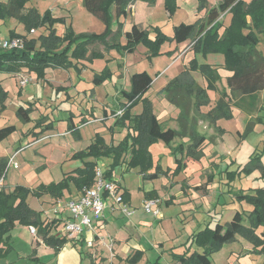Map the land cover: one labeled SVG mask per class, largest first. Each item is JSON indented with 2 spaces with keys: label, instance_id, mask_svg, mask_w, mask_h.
I'll list each match as a JSON object with an SVG mask.
<instances>
[{
  "label": "crops",
  "instance_id": "obj_1",
  "mask_svg": "<svg viewBox=\"0 0 264 264\" xmlns=\"http://www.w3.org/2000/svg\"><path fill=\"white\" fill-rule=\"evenodd\" d=\"M71 1H74L72 3L73 5L75 3L79 5L80 9L81 5L83 6V9H85L83 12L89 16L87 18L91 25L88 26L87 24H82L78 30L74 28L73 21H71L72 19L70 17L73 9L71 4L61 6V9L63 10V15L61 16H57L56 11L48 8L51 10L53 16L63 17L66 20L64 24L66 29L70 26L76 34H99L105 30L106 26L104 22L85 8L83 0H81V5L80 0ZM150 1L152 0H133L127 7V15L122 16L119 19L114 14V5L110 6V13L113 14L111 28L113 32L120 31L117 42L121 45L127 43L125 32L130 30L133 24L138 25L142 29L148 30L151 39L156 38L158 31L172 37L175 26H178L181 23L193 24L197 21H202L207 15L208 9L216 6L220 0H208V6L200 11L198 10V0H176L177 8L172 15L166 9V0ZM158 13H160V16H158ZM230 20L231 13L223 15L225 26L230 23ZM120 22L122 24L121 28H119ZM12 30L18 31V29H9V35L0 36L10 37V32ZM222 30L223 29H221V31ZM65 31H57V34L63 35ZM47 33L48 31L45 34ZM24 34L27 35L28 39H38L35 34H30V32ZM193 43L194 41L191 38L179 43L171 40L165 41L161 46L160 54L150 58L148 47L143 43L137 44L133 51H122L117 47L107 48L104 43L97 41L89 45L87 57L92 51L99 52L101 56L92 59H82L77 62L76 66H71L69 68L47 67L45 69V79H38L36 72L30 71L27 68H23L18 73L0 72V86L8 95L5 101L6 109L2 110L0 104V114H3L8 110L11 96L18 98L20 103L19 106H26L27 103L33 104L34 110L31 113L33 121L28 123V126L26 125V141L31 139L29 144L38 142L43 143V145H52L50 142L52 139L61 137V140L58 142L60 143L63 141L62 137L70 138L71 135L76 140L81 141L85 135L84 130L87 129V126H91L89 128L91 141L82 149L74 151L73 149L67 150L64 149L62 144L57 143L53 146L50 156L48 157L41 151H35L36 153L38 152L37 156L32 154L33 158H45L41 159V168L45 169L41 171L39 177L44 176L45 178L50 179L52 178L51 176L54 167L59 165L61 159L55 161V165L51 166V160L49 158H65L61 163L62 167L66 161L69 162L68 165L72 167H70L68 171L63 172L62 178H64L65 174L71 173L76 168L84 167L85 161L74 159L73 155L86 149L94 141L97 134H100L103 137L107 145L112 146L119 144L129 132L133 133L132 128L128 127V120L126 121L128 125L126 124L125 126L116 125L115 122L119 115H121L119 112L127 102L123 96V91H130L132 86L131 76L134 73L146 71L151 75L153 79L152 84L143 95V98L151 101L153 112L164 128H174L177 130L180 129L178 117L181 113V108L173 103L168 98L167 92L164 91V88L168 83L176 79L182 72L190 71L199 86L207 89L208 80L206 77L200 72V70L192 69V61L194 59H196L199 64H210L218 70L221 76L216 84L217 89H207V94L210 99L209 102L202 104L199 108V112L192 111V115L196 116L198 119L196 124L198 131L205 136V140L202 144L203 154L200 157L191 155L185 156L174 148L181 143H186L187 145L192 143L190 136L191 129H189L188 134L176 138L172 142L171 147L167 146L163 141H158L150 146L154 163L156 165L160 164L163 170H168L167 174H160L156 178L157 180L144 179L138 167L132 169L137 170L140 174L141 185H139L138 191L141 192V206H143L146 200L156 201L153 208L159 210L157 215L152 212H147L142 208L141 212L138 210L133 212L132 215L126 216L121 209L115 206L112 199L107 198L104 216L94 219L93 229L89 231L86 230L79 236H75V238H70L60 231L63 222L70 217V214L65 208H60L59 212H56L55 208L65 200L79 197L84 191L79 190L74 183H71L70 187L65 189L64 195L61 198L55 199L47 194L39 198L36 197L39 200V204L37 208L33 207L41 212L42 218L45 222L49 223L56 220L57 223L53 226L51 232L57 237L67 238L68 241L65 245L56 252L51 246L44 243L42 237L38 233L37 226H35L37 228V234L35 235L30 230L31 225L17 223L11 232L13 249L8 256L9 258L12 253H15L16 259L12 261L7 260L8 258L0 259V264L1 260H7V262L3 264H150V262H155L158 259V264H160L163 258L165 259L164 264H175L176 260L173 258V254H180L187 250L191 245V235L206 226L200 227V225L198 226L195 225V223H191L196 218L199 206L206 204L208 210H213L214 207H216V209H221L220 212L217 213H220L219 216H222V211H224L226 206L237 201L234 193L227 191L228 185L225 183L227 180L224 179V173H219L220 171H223L221 166L222 162L209 161L202 165L201 162L196 160V158H202L201 160L203 161L209 157L227 158L224 152L222 153L219 151V148H227V146H230L232 155L242 143V141L239 140L240 131L238 129L223 125V123L232 121L235 116L229 120L225 118L218 119L214 124L210 123V121L204 117L215 107L218 99L221 97V91L224 88L226 89L227 77L231 75V72L224 68L223 54H196L193 49ZM39 45L40 41L38 40L37 46ZM139 52L141 55L138 54ZM135 54H138L139 56L135 57ZM212 58L214 59L212 60ZM131 67V72L128 73ZM51 68H62L67 70L64 73L62 72L63 76L62 79L58 80L59 83H54V81L51 80V78L56 77L57 73L53 72L49 75ZM106 68L110 70L112 74L111 77L104 82L97 84L95 81L96 76L101 74ZM25 70L30 72L31 76L34 78V82H31L30 85L21 89L18 86L19 81H17V76ZM10 80L16 84L14 95H11L9 87L7 86V82ZM52 89H54V92H52ZM226 90L229 92L228 89ZM38 98L44 100L48 99L51 104V107H49L46 112L41 114L38 118L45 116L47 121L43 124L46 125L53 121L54 125L50 129H42L41 127L36 128L34 129L35 133H33L32 127L35 120L38 119L36 116L37 108L39 106L36 102ZM41 101L43 102V100ZM18 107L16 106L14 109L17 110ZM142 111V101L130 109L132 115H139ZM233 111L234 115L238 112L239 114H243V116H248L249 119L253 117L252 114H247L236 106L233 107ZM71 123L73 124L74 129H72V126L70 125ZM58 124L60 125L58 126ZM90 129H92L91 133ZM30 135L31 137H28ZM20 143L21 141L17 142V145H14L12 150L7 151L8 149H6V151L0 155V158L5 157L8 161L10 158H14V160L18 162L16 158L25 149L24 144L21 146ZM66 143L64 145H66ZM22 147L24 149L20 150ZM213 153H216V155H213ZM236 155H238V151L235 153L234 158H237ZM181 157H183L185 166L182 171L175 174L174 171L177 167L176 158ZM112 162L111 157H100L96 161V168L101 167L106 172L110 168ZM233 166L234 165L232 164L231 168H233ZM19 167L20 165L18 162V168ZM209 167L214 168L206 175L203 184L193 182V180L195 181L196 178L203 174L202 171L204 169ZM10 169L11 167H8L7 162L3 176L4 178L7 176ZM31 169L29 168V172ZM120 171H122V173L128 171L125 161L114 169L113 178L114 180L120 181L123 192L125 191L129 193V200L125 202L134 210L137 207H135L134 204V190L120 180ZM152 171H154V169ZM53 175L55 174L53 173ZM211 178H213V181L209 182L208 180ZM218 179L220 180L219 185L213 189L214 184ZM169 180H172V183L177 182L175 185L171 183L173 187H175V190L177 187L179 188L177 191L174 189L171 190L169 197L164 198L166 192L164 191L163 186L168 183L167 181ZM53 181L57 182L53 179L44 183L49 184ZM4 184L6 185L5 188L7 190H12L16 185H21H10L9 182L3 180L1 187H4ZM199 185L202 186L200 189H203L205 194H199L200 189H196ZM234 189L246 190L245 187L236 189V185L234 186ZM250 189H253V187L247 188V190ZM148 193L152 196L149 199L146 197V194ZM207 197H210L211 201H207ZM214 197H216L215 204ZM141 206L139 208H141ZM165 207L172 209L169 216H166L164 213L166 209ZM251 209L246 210L249 212ZM241 211H244V207ZM137 212L142 215L143 220H141V217ZM198 216L201 218L203 215ZM168 218L170 220H168ZM185 221H187L186 224H184ZM155 224H157L160 229H163V231L159 230L162 231L164 236L160 237L161 239L155 238L149 243L143 233L148 234L151 229L155 231ZM188 224H191V227L195 229L192 231L188 229L184 232ZM15 232H19V235H13ZM24 233L28 234V241L23 240L24 235L21 234ZM166 234L169 235L167 236ZM240 237L241 236L238 235L236 241H239ZM243 239L246 240L245 238ZM246 241L249 244L242 242L241 248H244L246 251H243L241 254H244V252H251L253 249V244L248 240ZM17 244L21 245L18 246ZM109 245L114 248V251L112 248L109 250L107 249L109 248ZM191 249H198V247L192 245ZM231 251V256L236 253L234 249ZM137 252H142L141 257L135 263H131L129 260L133 258ZM35 258L38 259L35 260Z\"/></svg>",
  "mask_w": 264,
  "mask_h": 264
},
{
  "label": "trees",
  "instance_id": "obj_2",
  "mask_svg": "<svg viewBox=\"0 0 264 264\" xmlns=\"http://www.w3.org/2000/svg\"><path fill=\"white\" fill-rule=\"evenodd\" d=\"M133 0H83L85 8L97 16L105 24L102 33H78L76 34L69 26L63 35L57 34L54 27L57 20L65 23L63 17L53 16L50 9L40 13L35 7L27 8L28 0H0V19L6 20L16 18L26 24L27 33L36 29V25H47V34H41L38 39H28L27 35L19 34L12 30L10 37H21L24 39L23 49L0 50V72L18 73L23 68L34 71L38 79H45L47 67L69 68L76 66L77 62L86 58L101 56L99 52L92 51L87 57L88 47L91 43L100 41L107 48L117 47L122 51H133L134 47L143 43L148 47L149 57L160 54V49L165 41L183 42L189 38L193 39L194 52L208 55L220 53L224 55V68L231 72L227 77V87L221 91L215 107L204 117L210 123L218 119H230L233 117L232 106H236L247 112L255 109L259 100V93L264 91V52L258 48L260 38L258 33L264 32V0H220L218 4L209 8L207 15L202 21L193 24L181 23L174 27L172 37L158 31L155 39H151L149 31L133 24L131 29L125 32L127 43L121 45L117 42L120 31L113 32L111 23L113 14L110 13V6L114 5V14L119 19L127 15V7ZM152 0L150 2H154ZM198 10L208 6V0H198ZM166 9L172 15L177 8L176 0H166ZM231 13L230 23L225 26L223 15ZM122 27L121 22L119 28ZM221 29H223L221 31ZM38 40L40 45L37 46ZM76 61V62H75ZM192 69L200 72L208 80L207 89H217L216 84L221 76L218 70L210 64H199L196 59L192 61ZM108 68L97 75V84L104 82L111 77ZM151 75L146 72H136L131 76L130 91H123L126 103L122 107V114L119 115L115 124L128 127L133 133H128L117 145L109 146L105 143L100 134L96 135L94 141L84 150L73 155L74 159L84 162V167L76 168L71 173L65 174L60 181H53L49 184H40L36 188H28L23 185H16L12 190L0 187V259H7L13 249L11 232L19 224L34 225L38 227V233L45 244L51 246L56 252L59 251L67 238L57 237L51 231L57 223L53 220L49 223L42 218L41 212L34 209L28 203V197H42L49 195L58 199L64 195L65 189L74 183L79 190H84L93 185L95 181L96 161L100 157H111L112 163L106 171L107 179H114V169L126 163L127 169L138 167L144 179H156L160 174H167L160 164H155L150 146L158 141H163L171 147L172 142L179 136H185L190 130L192 143L187 145L181 143L174 147L185 156L200 157L203 154L202 144L205 136L196 127L197 117L192 111L199 112L200 106L209 102L207 89L202 88L196 82L190 71L182 72L176 79L168 83L164 88L168 98L181 108L178 117L180 129L164 128L153 112L150 100L143 98V95L152 84ZM175 92V95H174ZM7 92L0 86L1 109H6L5 101ZM143 102V111L139 115H132L130 109L139 102ZM34 110L32 103L26 106H19L16 116L20 121L27 124L32 122L31 113ZM47 121L41 116L32 127L50 129L53 121L44 125ZM264 123V121H261ZM74 129L73 124H70ZM264 125V124H263ZM17 130L16 125L10 124L0 128V140L6 139ZM131 140V142H130ZM91 157V158H90ZM127 158V159H126ZM89 159V160H86ZM8 159L0 158V180L4 178V171ZM177 167L175 174L182 171L185 164L183 157L176 158ZM232 166V165H231ZM228 165L222 172L228 186V192L234 193L237 201H246L252 205V209L246 215L244 211H236L232 220L226 223L218 222L211 226L207 224L204 228L194 232L191 237V245L182 253L173 254L175 264H212V255L220 251L225 244L236 240L241 236L253 244V253L264 255V187L253 188L246 192L244 189L235 190L236 182L247 171L260 169L264 177V163L262 156L256 154L251 158L245 167L238 166L232 169ZM154 169V171H152ZM213 181V178L208 180ZM202 186L196 187L199 190ZM124 200H129V193L123 192ZM151 198V194H146ZM192 245L201 248L191 249ZM142 252L131 258L129 261L135 263L141 257ZM38 258H35L37 260ZM159 259L150 264H158Z\"/></svg>",
  "mask_w": 264,
  "mask_h": 264
},
{
  "label": "rangeland",
  "instance_id": "obj_3",
  "mask_svg": "<svg viewBox=\"0 0 264 264\" xmlns=\"http://www.w3.org/2000/svg\"><path fill=\"white\" fill-rule=\"evenodd\" d=\"M71 0H28V3L26 4L27 8L30 7H35L39 12L44 13L45 10H47L48 8L53 9L54 11H56V15L57 16H61L63 15L62 13V9L61 6L63 5H69L71 4L73 6L72 9V13L70 15L71 17V21H73V25L74 28L76 30L79 29L80 25L82 24H87L88 26L91 25V23L88 21L89 17L86 13L83 12V10L85 11V9H83V6L81 5V0H80V5H81V9L79 7V5H77L76 3L73 5L72 3L74 1ZM77 1V0H76ZM75 1V2H76ZM158 16H160V13H158ZM56 17V16H55ZM163 23V22H162ZM65 23L57 20L55 22V29L57 31L63 32L66 30V26L64 25ZM164 25V24H163ZM26 24L24 22L19 21L16 18H10L8 20H2L0 19V35H9V29H18V31H16L19 34H24L27 32L26 29ZM36 28L38 31H36L35 36H37L39 38V36L41 34H45L48 30H47V25L45 26H38L36 25ZM258 36L260 38V43L258 45V48L260 50H262L264 52V32L263 33H258ZM139 55H141V53H138ZM135 54V57H138L139 55ZM131 58V57H129ZM210 59V58H209ZM214 58H212L213 60ZM132 67L130 68L129 72H131ZM51 71L49 72V75H51L53 72H57L56 73V77L51 78L52 81H54V83H59L58 80L62 79L63 73L66 72L67 70L62 69V68H51ZM63 72V73H62ZM127 73V70H126ZM23 76H28L30 78L29 83L27 85H30L31 82H34V78L31 76L30 72L25 70L22 71V73H20L17 76V81L18 82V86L21 89H24L26 86H23L20 84V79ZM7 86L9 87L10 93L11 95L15 94V86L16 84H14L13 82H11V80L9 82H7ZM45 86V84H44ZM49 89V87H48ZM54 89H52V92ZM260 100H258V104L256 105L255 109L252 110L251 112H247L246 110L241 109L242 111H244L247 114H252L253 117L252 118H248V116H243V114H239L238 112L235 113L234 115V111H233V107L232 106V112H233V117L234 119L230 122H226L223 123V125H225L226 127H232V128H236L240 131L239 133V140L242 141L241 145L235 150V152L231 155L232 151L230 146L227 148H219V151H221L222 153L224 152V154L227 156V158H206L205 160H201L202 158H196V160H198L199 162L202 163V165H204L206 162L212 161V162H222L221 166H222V170H224L228 165H234L232 169H237L238 166H243L245 167L246 164L248 163V161L253 158V156H255L256 154H259L262 156V161L264 163V123L261 121H264V91L260 92ZM48 98V97H47ZM43 100V102L41 101ZM36 102L39 104L38 108H37V112H36V116L37 118L46 112V110L51 107L50 104V100L48 99H40L38 98L36 100ZM19 100L18 98L12 97L10 98V106L8 108L7 111H5L3 114H0V128L6 126V125H10V124H14L17 127V130L12 133L10 136H8L6 139H4L3 141H0V155H2L4 153V151H6V149L12 150L14 145H17V142L21 141L20 145L22 146L24 144V148H20V150H23L18 157L16 158V160L19 162L20 167L15 169L13 167H11V169L9 170L7 176L5 178H3V180H5L6 182H9L10 185H16V184H21L23 186H26L28 188L30 187H34L36 188L37 185L40 183H44L47 181H51L53 179L60 180L63 177V172L64 171H68L70 169V165H68V161L65 162L64 164V168L61 166L62 160H64L65 158H49L51 161L50 165L54 166L55 165V161H58L59 159V165L54 167L53 173L55 175H53L52 173V178H45L44 176H40L41 171H43L45 168H41L42 165L41 164V159H45V158H33L32 154H34V156L38 155V152L36 153L35 151H41L44 155H46L47 157L50 156V152L53 149V146L56 145L59 140H61V137H57L55 139H52L50 142L52 145H43V143H38L35 142L34 144H29L30 140L26 141V137H27V124L23 123L22 121L18 120V118L15 115V107L19 106ZM47 104V105H46ZM232 117V118H233ZM230 118V119H232ZM229 120V119H227ZM27 125V126H26ZM60 124H58L59 126ZM91 126H87L86 130H84V138L81 141L76 140L72 135L70 136V138H63V141L58 143V144H62V146H64V149L70 150L73 149L74 150H79L84 148L88 143H90V136H89V128ZM90 129V133H91ZM28 137H31L28 136ZM25 141V142H24ZM67 141V143H66ZM66 145H64L65 143ZM29 144V145H28ZM19 145V144H18ZM19 145V146H20ZM20 146V147H21ZM238 151V155L237 158H234L235 153ZM156 152V151H155ZM213 155H216V153H213ZM230 157V158H229ZM194 164V163H192ZM32 166V169H31ZM29 168L31 169V171L29 172ZM214 167H209L207 169H204L202 172L203 174L200 175V177L196 178L195 181L193 180V182H197V183H204V180L206 178V175L209 173L210 170H212ZM35 170V171H34ZM50 172V171H49ZM62 174H60V173ZM119 172V170H118ZM222 171H220L219 173H221ZM48 173V172H47ZM217 173V171H216ZM218 173V174H219ZM120 180L127 184L131 189L134 190V204H135V211L141 212L143 206H141V202H142V197L140 195L141 192H139V185H141V180H140V174L137 170H132L129 169L126 172L120 171ZM48 175V174H47ZM62 175V176H60ZM54 176V177H53ZM157 180V179H156ZM219 179L217 182H215L214 184V188L215 189L218 185H219ZM168 183H166L163 186L164 191L166 192L164 198H168L169 197V193L171 192V190H175V187H173V185H175L177 182L172 183V180L167 181ZM49 183V182H48ZM173 185H172V184ZM39 184V185H40ZM46 184V183H44ZM170 184V185H169ZM243 185V186H242ZM4 187H6V185L4 184ZM240 187H245V191L246 192H251L249 190H247L248 187H253V188H260V187H264V177L261 175V170L260 169H252L250 171H247L246 173L244 172V174H242V177L236 182V189L240 188ZM179 187L176 188L175 191L178 190ZM203 189H200V193L202 195ZM205 194V193H204ZM197 198V196H196ZM167 200V199H166ZM207 201H211L210 197H207L206 199ZM215 200L216 197H214V204H215ZM28 202L30 203V205L32 207H38L39 204V200L38 198L34 197V196H30L28 199ZM141 206V208H139ZM214 207V206H211ZM244 207V212L247 215L248 212L246 209H251L252 205H250L248 202L243 201H235L233 203H231L230 205L226 206V208L224 209V211H222V216L217 213L220 212L221 209H216V207H214L213 210H208L207 205L204 204L202 206H199L198 208V212L196 213V218L191 222L192 224L195 223V225H200V227H203L207 224H210L211 226H214L218 220L220 219L221 223H226L232 220L234 214L236 211L238 210H242ZM165 211L164 213L166 214V216H169L171 214L172 209H169L167 207H165ZM133 209V208H132ZM218 211H216V210ZM215 210V211H214ZM137 214L140 215L141 220H143L142 215L140 213L137 212ZM198 215H203L201 218H199ZM135 216V215H134ZM138 217V216H137ZM134 218V217H132ZM139 218V217H138ZM187 218V217H185ZM168 220H170L168 218ZM167 221V220H166ZM170 222V221H169ZM168 222V224H169ZM187 221H185L184 224H186ZM170 225V224H169ZM154 230L151 229V231L148 232V234L143 233L145 235V237L147 238V241L149 243H151L152 240H154L155 238L159 239L160 237H163L164 234L162 233L163 229H160L157 224L154 225ZM162 231H160V230ZM167 229L169 230V228L167 227ZM192 231L195 228L191 227V224H188L187 228H185L184 232L187 230ZM19 232H15L13 233V235H17ZM19 235V234H18ZM24 235L23 240L24 241H28V234H21ZM167 236L169 234H166ZM161 239V238H160ZM240 240L238 241H233V242H229L227 244L224 245V247L218 251L217 253L212 255V264H264V255L261 253H253V252H244V254H241L243 251H246L244 248L242 247V242L243 243H248L246 240H244L243 238H239ZM38 240V239H36ZM17 243V242H16ZM19 243V242H18ZM249 244V243H248ZM16 245V244H15ZM18 246L21 244H17ZM112 250L114 251V248L111 247ZM108 250L110 248H107ZM236 251V253H234L231 256V250ZM198 250L201 251V248H199ZM246 253V254H245ZM16 259L15 253H12V255L7 259V260H14ZM7 260H1V264L6 263ZM162 262L160 264H164L165 263V259L163 258L161 260Z\"/></svg>",
  "mask_w": 264,
  "mask_h": 264
},
{
  "label": "built area",
  "instance_id": "obj_4",
  "mask_svg": "<svg viewBox=\"0 0 264 264\" xmlns=\"http://www.w3.org/2000/svg\"><path fill=\"white\" fill-rule=\"evenodd\" d=\"M35 32L36 29H32L30 34ZM23 46L24 39L21 37L11 38L0 36V50L20 51L23 49ZM29 80L30 78L28 76H23L20 79V84L26 86ZM119 114H122V111H120ZM8 167L18 168V162H16L14 158H10ZM105 174L106 172L103 168L97 167L95 170V181L91 187L84 189L79 197L65 200L55 208L56 212H59L60 208H65L70 214V217L63 222L60 228V231L68 237L75 238V236H79L86 230H92L94 219L104 216L107 198L112 199L115 206L121 209L126 216H130L134 212L124 200L120 181L107 179ZM2 181L1 179L0 187L2 186ZM155 203L156 201L154 200H146L143 204L144 210L157 215L159 210L153 208ZM30 230L33 234H37V228L34 225L30 226ZM111 247L112 246L109 245L110 249Z\"/></svg>",
  "mask_w": 264,
  "mask_h": 264
}]
</instances>
